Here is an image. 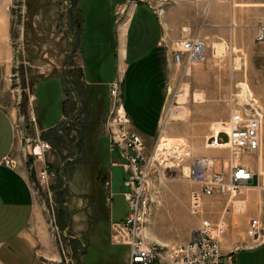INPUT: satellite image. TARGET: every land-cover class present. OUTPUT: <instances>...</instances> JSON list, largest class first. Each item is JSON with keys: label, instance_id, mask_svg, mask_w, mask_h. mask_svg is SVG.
Returning a JSON list of instances; mask_svg holds the SVG:
<instances>
[{"label": "rangeland", "instance_id": "obj_1", "mask_svg": "<svg viewBox=\"0 0 264 264\" xmlns=\"http://www.w3.org/2000/svg\"><path fill=\"white\" fill-rule=\"evenodd\" d=\"M68 1L72 0L8 2L12 59L0 88V105L13 114L14 125L35 126L37 134L32 138L39 136L51 146L43 158L50 165L46 183L35 182L42 162L33 161L34 176L27 169L50 251L56 254L48 234L46 210H53L56 225L68 238V243L62 242L72 264H128L129 247L114 245L110 238L111 223L125 219L129 213L124 197L126 173L119 153L110 151L103 132L109 84L117 72L121 73L122 86L124 83L123 108L131 122L130 129L133 132V126L137 129L132 115L134 89L129 87V76L125 75L124 79L122 65L118 64L116 69L114 65L118 27L122 22L127 23L129 8L134 5L145 6L157 19L167 9L182 6L177 19L194 17L200 24L209 13V21L216 23L219 3L225 5L227 12L228 28L225 33L221 29L223 38L213 37L218 33L217 27L206 28L202 36L197 35L199 27L192 28L190 33L205 40L207 59L191 65L187 73L173 63L169 52L170 46L180 38L166 44L172 67L156 137L144 142L134 132L143 141L148 160V180L142 194L149 212L144 226L149 243L172 246L188 242L200 220H208L220 224L221 247L228 252L248 248L244 244L249 220L258 218L264 226V0H251L260 5L243 10L236 5L248 0H211L215 7L210 12L192 5L188 12L187 5L192 0H172L161 15L154 12L153 0H116L125 7L117 11H113L115 0H78L84 20L80 30L73 21L79 11L67 7ZM233 22L236 27L230 28ZM80 58L85 80L97 95L92 105L75 88L80 78L76 69ZM67 62L72 69L66 66ZM67 71L71 73L66 75L63 89L59 78ZM72 75H77V80ZM64 95L69 100L70 115L66 118L75 123L67 127L68 121H61ZM240 109L251 114L257 112L262 120L260 150L245 155L249 158L244 160V157L240 162L254 174L252 185L231 196L204 199L202 215L191 216L188 211L191 185L177 177V173L186 172L193 157L209 158L217 172L220 167L230 165L229 152L213 140L225 142L226 123ZM32 118L34 124L30 122ZM58 127L61 134L57 133L52 141L45 140L39 131L41 128L57 132ZM21 160L20 153L15 161ZM22 166L25 167L23 163L19 167ZM55 258L39 264H50Z\"/></svg>", "mask_w": 264, "mask_h": 264}, {"label": "built area", "instance_id": "obj_2", "mask_svg": "<svg viewBox=\"0 0 264 264\" xmlns=\"http://www.w3.org/2000/svg\"><path fill=\"white\" fill-rule=\"evenodd\" d=\"M153 1L154 12L161 15L172 0ZM169 52L171 60L177 67L182 68L183 73H187L191 65L204 63L207 59L205 40L198 36L180 38L172 47L170 46ZM118 74L120 75L117 72L115 80L109 84L108 110L103 118V132L109 140L110 151L119 153L121 166L126 173L124 197L129 213L124 220L111 223V243L129 247L128 264H233L235 252L222 253L220 224H213L208 220H200L199 226L192 231L186 243L159 246L147 241L148 233L144 223L149 208L142 193L148 180V160L144 155L143 141L130 129L131 122L123 108L122 78L121 75L118 77ZM30 122L34 124L35 119L32 118ZM226 124L224 140L227 143L223 147L230 154V165L226 168L220 167L217 172L212 160L193 157L187 173L182 172L179 175L191 185L188 203L191 216L202 215L204 199L215 195H230L233 191L239 192L251 186L254 180V174L240 162L245 155H254L260 149L261 116L257 112L251 114L245 109H240V112L234 113ZM67 126L68 124L65 125ZM14 130L21 145L22 160L16 162L5 158L3 164L15 169L23 163L27 165L31 176H34L33 161H40L42 168L35 182L41 185L46 183L50 165L43 158L44 154L51 151L50 144L41 141L39 136L35 139L27 136L25 127L19 128L14 125ZM57 132L61 134L60 127ZM35 188L38 193V186ZM45 215L48 234L56 248V258L50 264H72L62 242L65 240L68 243V238L56 225L53 210H46ZM246 237L244 246L248 248L245 249H253L264 244V226L258 218L249 220Z\"/></svg>", "mask_w": 264, "mask_h": 264}, {"label": "crops", "instance_id": "obj_3", "mask_svg": "<svg viewBox=\"0 0 264 264\" xmlns=\"http://www.w3.org/2000/svg\"><path fill=\"white\" fill-rule=\"evenodd\" d=\"M77 1H68L66 5L67 7L73 6L79 11L73 21L77 25V29L79 28L78 30H80L81 26L84 25L81 10L83 7H80L82 1ZM8 2L10 0H0V88L6 72L10 70L12 59L10 19L6 13ZM214 4L211 0H192L187 5V11L189 12L191 5L193 7L198 6L201 9L207 8L209 11L212 8L214 9ZM219 4L216 23L215 21H209V13L205 21L200 24L199 19L195 20L194 17L177 19L178 14H181L182 6L176 9H167L164 16L161 19H157L145 6L140 5H134V7L129 8V19L127 23L123 22L125 23L124 29L121 28L122 23H120L118 27L119 34L116 36V20L113 21L115 69L118 64H121L124 71V79L125 75H128L129 87L136 90H133L134 94L132 95L134 106L132 115L134 114L133 121L137 129L134 126L132 129L141 135L144 142L150 138L153 140L157 134L164 91L172 67L166 44L179 38L195 36L196 34L190 33L191 29L195 27L200 28L199 33L197 32V35L200 36L204 34L206 28L217 27L218 33L213 37L221 40L223 38L221 35L226 32L228 23L225 5ZM256 5L260 4H255L248 0L246 3L236 5V7H240L243 10L244 8H255ZM124 8L123 4L116 2L113 11ZM146 16L152 17V20H147ZM134 20H136L135 24ZM233 23L229 24L230 28L236 27L235 23ZM184 29H187L188 32ZM221 29H223V33ZM117 37H119L118 40ZM120 45L119 52L118 47ZM70 64L67 62L66 66L72 69L73 67ZM76 69L80 75L75 84L77 93L81 94V98L84 97L88 100L89 105H92L97 100V95L93 89H90L91 84L85 80L82 59ZM67 73H63L61 78H59L63 89L66 86L64 82L65 78L67 80L66 75L69 76L71 71H67ZM52 77L57 78L55 75ZM68 105L69 100L64 95L61 121L65 119L66 122L68 121L66 124L72 125L73 123L75 125L74 122L66 118V116L70 115ZM39 131L43 132L42 135L45 140L50 139V141L53 138L56 139V134L58 133L56 129L51 131L40 128ZM71 132L75 133L74 131ZM25 133L27 136L34 137L37 134V128L33 127V125H27ZM148 133L151 134L150 137L147 136ZM213 142L215 145L221 146L227 143L221 140H213ZM20 149L21 145L14 130L13 114L0 105V264H39L42 260L45 261L56 257V254L54 255L50 251L49 241L45 232L46 228L41 223L39 209H37L29 182L30 179L28 178L27 165H24L26 168L22 166L14 169L3 164L5 158L13 161L20 158ZM116 166L111 165V167ZM122 220L124 219L113 222ZM228 251L222 246L223 253ZM234 264H264V244L253 249L241 248L237 250Z\"/></svg>", "mask_w": 264, "mask_h": 264}, {"label": "bare ground", "instance_id": "obj_4", "mask_svg": "<svg viewBox=\"0 0 264 264\" xmlns=\"http://www.w3.org/2000/svg\"><path fill=\"white\" fill-rule=\"evenodd\" d=\"M163 16V15H162ZM161 16V17H162ZM124 27H125V23H123L122 22V26H121V28L122 29H124ZM120 75H121V73H120ZM164 117V116H163ZM163 126V125H162ZM164 128V127H163ZM162 129V128H161ZM260 150V149H259ZM200 158H202V159H208L209 160V158H205V157H200ZM247 158H249V156H246L245 158H244V160L245 159H247ZM190 167H191V164L189 165V167H188V169L186 170V173H187V171L190 169ZM178 175H177V177L179 176V173H177ZM238 191H233V192H231V194L229 195V196H231V195H233V194H236ZM240 192V191H239Z\"/></svg>", "mask_w": 264, "mask_h": 264}, {"label": "trees", "instance_id": "obj_5", "mask_svg": "<svg viewBox=\"0 0 264 264\" xmlns=\"http://www.w3.org/2000/svg\"><path fill=\"white\" fill-rule=\"evenodd\" d=\"M76 72H77V71H76ZM72 73H73V72H72ZM72 76L77 80V78H78L77 75H76V76H75V75H72ZM89 119H90V117H89Z\"/></svg>", "mask_w": 264, "mask_h": 264}]
</instances>
